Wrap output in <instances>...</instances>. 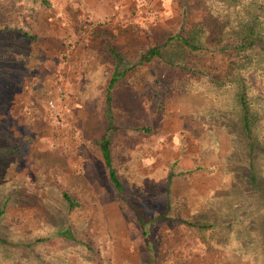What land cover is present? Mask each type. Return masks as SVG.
<instances>
[{"label":"rangeland","instance_id":"rangeland-1","mask_svg":"<svg viewBox=\"0 0 264 264\" xmlns=\"http://www.w3.org/2000/svg\"><path fill=\"white\" fill-rule=\"evenodd\" d=\"M263 37L264 0H0V264H264ZM110 50L111 164L164 215L154 258L95 143Z\"/></svg>","mask_w":264,"mask_h":264},{"label":"trees","instance_id":"trees-1","mask_svg":"<svg viewBox=\"0 0 264 264\" xmlns=\"http://www.w3.org/2000/svg\"><path fill=\"white\" fill-rule=\"evenodd\" d=\"M255 34H256L255 26L253 29H251V27L249 26L248 30L246 31L245 36L242 37L241 43L238 45V47L249 48L253 44L252 39L255 37ZM263 39H264V37H263ZM183 44L189 45L186 41H184ZM260 49L264 51V45H262L260 47ZM110 54L113 57L115 69H114V73H112V75L109 77L107 84H106V87L104 89L103 103H104V113L106 116V120H105L106 121V125H105L106 131L103 134H101V136L99 137V139L95 143L98 146L104 168L106 169L108 180L110 181L112 186L115 188V190L117 191L120 198L123 201H125L127 206L134 212V214L138 220L140 229H141V236H142L143 240L145 241L146 246L148 247V252L150 254V257L154 258L155 252L153 250V240H152V237L150 234V225H151V223H153L155 221L157 222V221L161 220L164 217V215L161 214L160 216H156L152 219H146L141 214L139 209L127 198L125 191L123 190L120 182L118 181L116 174H115V170L111 164V157H110V151H109V146H108L109 139H110L108 131L112 129L111 124H110V122H111L110 121V115H109L110 105H111V90H112L116 80L118 79V76L120 75L119 72H115V70H116V68H118L120 66L121 56L113 50H110ZM154 54H155V52L150 50L146 56L142 57L141 60L147 61ZM238 103L240 105L243 127H244L245 131H247V128H248V124H247V122H248L247 101L242 94H240V96H239ZM61 195H62L63 199L66 201L68 207L69 208L72 207L73 203L68 198V196L64 192ZM53 236H62V237L68 238V239H73L72 236L69 234L67 224H64L63 226H61L58 230H56L53 234H51L50 237H53Z\"/></svg>","mask_w":264,"mask_h":264},{"label":"built area","instance_id":"built-area-1","mask_svg":"<svg viewBox=\"0 0 264 264\" xmlns=\"http://www.w3.org/2000/svg\"><path fill=\"white\" fill-rule=\"evenodd\" d=\"M55 123L58 124V125L60 124L59 121H58L57 119L55 120Z\"/></svg>","mask_w":264,"mask_h":264}]
</instances>
